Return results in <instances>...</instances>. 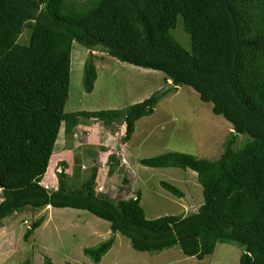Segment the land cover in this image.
Instances as JSON below:
<instances>
[{"label":"trees","instance_id":"trees-1","mask_svg":"<svg viewBox=\"0 0 264 264\" xmlns=\"http://www.w3.org/2000/svg\"><path fill=\"white\" fill-rule=\"evenodd\" d=\"M178 27L189 34V48L176 36ZM26 29L28 40L20 42ZM74 41L160 70L174 88L192 86L233 124L218 158L174 150L140 159L146 166L195 170L204 196L196 211L149 219L141 190L114 199L95 192V175L69 179L63 169L57 189L43 186L62 127L72 137L87 122L82 118L91 117L108 126L124 123V139H130L160 97L156 91L126 109L66 112ZM96 79L95 54L89 53L87 92ZM245 133L250 138L236 148V137ZM119 162L115 152L108 155L111 174ZM161 185L185 195L167 180ZM0 188V228L4 218L27 207H73L109 220L139 251L178 245L198 259L195 264H206L219 242L236 243L243 249L240 264H264V0H0ZM44 220L31 222L25 240ZM113 243L110 237L83 250L99 263ZM21 264L33 263L28 257ZM44 264L54 263L47 256Z\"/></svg>","mask_w":264,"mask_h":264},{"label":"rangeland","instance_id":"rangeland-1","mask_svg":"<svg viewBox=\"0 0 264 264\" xmlns=\"http://www.w3.org/2000/svg\"><path fill=\"white\" fill-rule=\"evenodd\" d=\"M175 34L186 48L190 47L189 34L183 28L178 27ZM28 37L26 29L19 41L26 42ZM89 53L95 54L97 68V79L92 92H87L83 84V68ZM170 82L160 70L121 61L101 50L90 51L74 41L66 112L126 109L156 91H159L160 97L154 113L136 122L130 139H124V123L108 126L91 117L82 118L87 122L80 123L72 137L66 136L62 127L49 163L53 172L55 169H63L67 178L79 175L81 181L95 175V189H102L101 192L114 199L136 196V190H141V204L149 219L196 211L204 202V196L195 170L146 166L140 159L174 150L200 158H218L225 141L232 135L233 126L223 115L214 113L213 104L203 101L194 88L186 84L172 88ZM236 138L237 148L250 136L245 133L238 134ZM111 152H115L120 161L112 174L107 164ZM75 157L80 161H76ZM63 160L67 162V166L61 165ZM124 175L128 177L127 182L124 181ZM45 179L49 180V176ZM162 180L178 186L185 195L179 197L166 190L161 185ZM56 185L58 181L53 187ZM2 199L3 192L0 188V202ZM42 215L45 220L41 226L25 240L24 233L31 222ZM110 225L109 220L87 209L49 205L40 209L27 207L3 219V226L0 228V264H21L28 257L33 264H44L47 256L54 264L198 262L195 256L185 255L178 245L160 252L136 250L127 236L120 231L113 233ZM112 235L115 236L112 248L99 263H94L84 253V247H94ZM242 250L239 244L219 242L215 251L207 255L203 262L240 264Z\"/></svg>","mask_w":264,"mask_h":264},{"label":"clouds","instance_id":"clouds-1","mask_svg":"<svg viewBox=\"0 0 264 264\" xmlns=\"http://www.w3.org/2000/svg\"><path fill=\"white\" fill-rule=\"evenodd\" d=\"M170 84H173V86H171L172 88H174L175 86H174V83L171 81L170 82ZM179 86V85H178ZM177 86V87H178ZM176 87V88H177ZM192 87V86H191ZM193 88V87H192ZM222 115V114H221ZM228 120V119H227ZM229 121V120H228ZM230 122V121H229ZM232 124V123H231ZM232 126H233V124H232ZM234 130V129H233ZM50 163V162H49ZM48 166H50V169H49V167H47V170H46V172H45V175L43 176V178H42V181H41V183L43 184V186L46 188V189H48V190H54V189H57L58 188V185H56L55 187H53V185L55 184V183H57V181H59L58 179V172H60V171H56V169L54 170V172H53V169L51 168V165L49 164ZM49 169V170H48ZM52 173H54L53 175H51ZM49 176V180L48 179H45V177L47 178ZM95 183H96V181H95ZM46 185H48L47 187H46ZM94 190H95V192L96 193H105V192H101L102 191V189H100V190H96L95 189V186H94ZM108 195V194H107ZM110 196V195H109ZM111 197V196H110ZM112 198H114V197H112ZM121 198H123V197H121ZM124 198H127V197H124ZM48 206V205H47ZM49 206H51V207H54V206H52V205H50L49 204ZM58 208V207H57ZM73 208V207H72ZM94 214V213H93ZM106 220V219H105ZM111 226V225H110ZM112 230V229H111ZM112 232L113 233H116V232H118V231H113L112 230ZM110 237H114V239H115V236L114 235H112V236H110ZM109 237V238H110ZM108 239V238H107ZM106 240V239H105ZM114 244V243H113ZM113 246V245H112ZM112 248V247H111ZM110 248V249H111ZM108 253V252H107ZM106 253V254H107ZM105 254V255H106ZM104 255V256H105Z\"/></svg>","mask_w":264,"mask_h":264},{"label":"water","instance_id":"water-1","mask_svg":"<svg viewBox=\"0 0 264 264\" xmlns=\"http://www.w3.org/2000/svg\"><path fill=\"white\" fill-rule=\"evenodd\" d=\"M170 86H173V84H169Z\"/></svg>","mask_w":264,"mask_h":264},{"label":"crops","instance_id":"crops-1","mask_svg":"<svg viewBox=\"0 0 264 264\" xmlns=\"http://www.w3.org/2000/svg\"><path fill=\"white\" fill-rule=\"evenodd\" d=\"M51 207V206H50ZM110 251V250H109ZM106 256V255H105ZM105 256H103V257H105Z\"/></svg>","mask_w":264,"mask_h":264},{"label":"built area","instance_id":"built-area-1","mask_svg":"<svg viewBox=\"0 0 264 264\" xmlns=\"http://www.w3.org/2000/svg\"><path fill=\"white\" fill-rule=\"evenodd\" d=\"M48 185H46V187H47Z\"/></svg>","mask_w":264,"mask_h":264}]
</instances>
